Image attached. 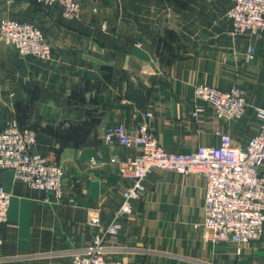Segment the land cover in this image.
<instances>
[{"label": "crops", "instance_id": "crops-1", "mask_svg": "<svg viewBox=\"0 0 264 264\" xmlns=\"http://www.w3.org/2000/svg\"><path fill=\"white\" fill-rule=\"evenodd\" d=\"M77 1L81 15L70 19L59 5L0 0V19L40 27L51 45L50 58L42 60L0 43V127L13 118L31 127L34 151L64 172L63 197L56 200L0 169V185L10 193L0 224V264H70L95 234L104 235L128 184L111 158L139 152L106 146L107 128L121 124L136 134L144 123L175 153L217 145V132L243 146L259 129L250 105L264 108V32L233 33L230 0ZM199 83L239 87L248 104L243 115L218 118L194 97ZM196 105L205 111L193 117ZM144 185L116 237L104 236L110 257L123 264H264V221L260 236L238 255L231 244L206 238L201 173L153 168ZM95 214L99 225L88 221Z\"/></svg>", "mask_w": 264, "mask_h": 264}, {"label": "built area", "instance_id": "built-area-1", "mask_svg": "<svg viewBox=\"0 0 264 264\" xmlns=\"http://www.w3.org/2000/svg\"><path fill=\"white\" fill-rule=\"evenodd\" d=\"M32 1L46 7L59 5L66 18L78 19L81 15L77 0ZM230 1L227 17L233 33L255 36L264 32V0ZM0 43L42 60L51 56V45L43 30L30 22L1 18ZM252 52L253 47L246 45L245 58L250 59ZM193 95L209 104L216 116L225 120L240 118L248 106L243 91L235 85L220 88L199 83L193 87ZM250 108L260 125L243 146L233 145L226 132H217V145H199L193 151L175 153L166 151L144 123L137 127L136 134H130L121 124L107 128L103 134L106 146L138 147L139 152L121 159L112 156L117 173L128 182L122 190L121 203L113 212L104 235L95 234L88 246L72 254L70 264H123L107 256L104 236L117 234L119 220L132 212V201L144 193L145 178L153 168L171 169L182 175L198 172L204 176L201 227L210 242L229 243L238 255L242 245L257 239L264 221V177L259 175L264 160V108L253 105ZM204 111L203 106L196 105L191 115L196 117ZM35 146V131L21 125L17 119H11L0 127V169H11L14 180L60 200L63 197V168L35 152ZM90 163L95 164L96 159L90 157ZM9 201L10 193L0 185V224L7 220ZM88 221L99 225L100 217L91 215Z\"/></svg>", "mask_w": 264, "mask_h": 264}, {"label": "rangeland", "instance_id": "rangeland-1", "mask_svg": "<svg viewBox=\"0 0 264 264\" xmlns=\"http://www.w3.org/2000/svg\"><path fill=\"white\" fill-rule=\"evenodd\" d=\"M8 46H10V45H8ZM12 47H13V46H12ZM117 233H118V232H117ZM116 235H117V234H115V235H107V237H109V238H114V237H116ZM107 256L110 257L109 253L107 254ZM110 258H112V257H110ZM114 259H116V258H114Z\"/></svg>", "mask_w": 264, "mask_h": 264}]
</instances>
